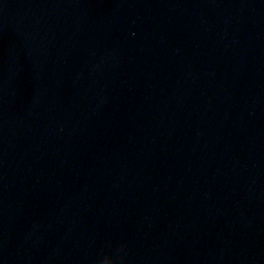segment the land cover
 <instances>
[{
    "label": "water",
    "instance_id": "water-1",
    "mask_svg": "<svg viewBox=\"0 0 264 264\" xmlns=\"http://www.w3.org/2000/svg\"><path fill=\"white\" fill-rule=\"evenodd\" d=\"M0 264H264V0H0Z\"/></svg>",
    "mask_w": 264,
    "mask_h": 264
}]
</instances>
